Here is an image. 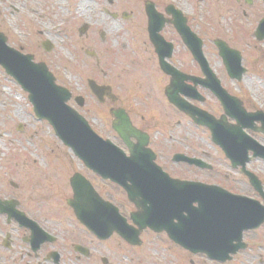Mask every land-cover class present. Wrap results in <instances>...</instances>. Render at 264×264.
<instances>
[{
  "label": "flooded vegetation",
  "instance_id": "1",
  "mask_svg": "<svg viewBox=\"0 0 264 264\" xmlns=\"http://www.w3.org/2000/svg\"><path fill=\"white\" fill-rule=\"evenodd\" d=\"M126 1L129 2L121 0L120 3L126 11H101L100 19L95 21L104 29L94 31L88 27V32L93 35L87 39L89 46L84 54L94 63L92 77H103L95 82L109 88L106 96L99 99L88 87L80 96L70 91L69 106L89 122L97 135L131 156L124 139L113 128L117 113L124 111L140 136L146 138L147 148L155 154L156 164L170 177L183 175L186 180L218 186L264 205L246 174L233 170L223 149L213 144L209 130L196 124L200 117L180 113L166 95L168 89L171 91L174 78L185 79L181 88L187 96H182L183 99L197 112L209 114L215 122H223L228 128L236 126L231 115L238 116L236 113L240 110L247 114L264 112V109H256L240 88L232 89L231 85L237 86L240 82L234 81L227 72L221 50L225 47L239 53L245 76L251 73L250 59L255 65L252 74L264 76L261 65L264 63V0H136L135 11H129L130 3ZM149 4L157 14L154 35L149 30L146 11ZM177 11L181 12L180 18L174 14ZM91 27L95 28V25ZM107 27L117 33L112 44L111 30ZM88 32L86 37L90 35ZM75 37L76 31V43ZM41 45L43 41L39 43L40 49ZM199 51L206 60V68L195 59L194 53ZM256 57L262 62L259 66ZM162 63L166 65L163 67ZM171 69L178 75L171 76ZM204 69L219 80L221 88L233 99L227 102L232 106L231 114L225 112L223 102L213 91L204 86L210 78ZM78 97L84 100L79 101ZM177 116L180 117L178 122H183V127L189 129L185 135L197 142L187 136L180 137L178 143H185L186 151L171 153L178 141L171 135L176 129ZM247 125L251 126L250 120ZM261 128L262 124L256 123L254 130L251 128L245 134L264 146ZM122 134L126 136L127 132L122 129ZM131 141L141 144L136 138ZM176 154L203 161L212 168L174 163L172 158ZM262 165L263 161L251 160L247 171L259 178L264 193ZM84 173L99 197L113 204L133 230L99 237L81 225L69 205L73 197L71 177L67 184H57L68 190L63 196L67 198L64 201L60 198L55 201L49 195L43 200L23 195L25 200H21L14 196L20 185L10 183L9 189L13 185L16 189L9 190V200L3 201L13 204L9 213L17 218H9V248L1 243L3 260L0 264H264V223L259 229L243 234L242 248L230 260L211 261L204 255L171 246V239L164 233L134 226L132 216L138 210L128 201L125 191L91 170L84 169ZM93 220L108 224L109 216L96 215ZM176 255L178 263L171 260Z\"/></svg>",
  "mask_w": 264,
  "mask_h": 264
},
{
  "label": "rangeland",
  "instance_id": "2",
  "mask_svg": "<svg viewBox=\"0 0 264 264\" xmlns=\"http://www.w3.org/2000/svg\"><path fill=\"white\" fill-rule=\"evenodd\" d=\"M35 2L40 4L38 11H30L31 0H0V33L7 37L11 47L17 50H22L24 47L28 53L37 54L38 60L45 61L57 75L59 83L70 87L75 94L81 95L85 92L90 77L84 74V71L94 66L92 60L84 54V50L88 48L87 39L93 33L88 32L90 34L88 37L81 38L77 32L75 43L74 26L76 25L78 30L82 24L89 23L95 25V28H92L94 31L104 29V26H100L95 21L100 19L101 11L107 8L110 11L126 10L121 7V0H113L112 6L106 0H65L66 5L62 10L54 6L53 0H35ZM126 3L131 2L126 1ZM35 6L38 7L37 4ZM35 6L33 5L36 9ZM106 29L111 30L109 39L112 44V41L117 39V33L112 31L111 27ZM49 31L59 33V36L52 35L53 33L47 36ZM47 38L55 41L53 44L55 49L50 54H46L41 49L36 51L40 41ZM97 49L103 51L101 47ZM255 62L260 63V59L256 57ZM248 65L251 73L241 84L238 86L233 84L231 87L236 91L240 88L247 92L256 105L264 104V76L252 74L255 65L252 64L251 59ZM261 65L264 68V63ZM102 79V76L98 77L99 81ZM248 86L253 88L255 95ZM186 131L189 129L184 127L172 130L171 135L178 140L175 143L174 153L186 151L184 147L186 144L178 143L179 138L183 136L192 139L190 135H185ZM195 141L192 139V142ZM71 156V152L55 137L52 128L36 119L28 95L0 67V199L9 200V190L16 189L14 185L9 189V184L13 183L20 185V189L14 191V196L20 197L21 200H25L23 195L32 199L43 200L50 197L55 201L58 198L66 200L67 198L63 196L68 190L59 187L57 183L61 186L67 184L69 177L73 176L71 170L81 169L80 166H75L77 162L73 161ZM68 158L71 160L70 167L67 164ZM47 173H52L54 177ZM7 235H9V226L4 218L0 217V242L4 241ZM2 254L0 250V260H3ZM171 260L180 262L177 255Z\"/></svg>",
  "mask_w": 264,
  "mask_h": 264
},
{
  "label": "water",
  "instance_id": "3",
  "mask_svg": "<svg viewBox=\"0 0 264 264\" xmlns=\"http://www.w3.org/2000/svg\"><path fill=\"white\" fill-rule=\"evenodd\" d=\"M0 66H2L8 75L12 76L22 88L30 93V101L34 105L35 113L40 119H45L54 127L57 135L62 141L71 148L86 165L95 158L92 152L100 150L110 153L109 171H103L101 167H95L98 172L104 177L115 180L120 174L130 176L129 161L124 160L119 154L118 156L112 153H118L113 146L102 143L97 137L90 132L87 124L80 118H72L69 111L65 107L68 100V93L55 86L54 79L48 73L44 65H35L31 58L22 57L6 46L5 40L0 38ZM104 144V145H103ZM73 187L77 191L75 202L72 203L77 209L79 218H84L81 199L78 198L80 189L76 184L78 181L73 180ZM86 189V188H85ZM136 198V196H135ZM210 208V207H208ZM178 209V208H176ZM178 215L181 212L176 211ZM176 218V216H173ZM182 230L184 228L175 227L171 222V238L182 244L187 241ZM183 241V242H181Z\"/></svg>",
  "mask_w": 264,
  "mask_h": 264
},
{
  "label": "bare ground",
  "instance_id": "4",
  "mask_svg": "<svg viewBox=\"0 0 264 264\" xmlns=\"http://www.w3.org/2000/svg\"><path fill=\"white\" fill-rule=\"evenodd\" d=\"M54 6L59 8L60 10L65 8V0H53ZM35 4H37L38 7L35 6ZM30 5L32 6L30 8V11H38V8H40V4L38 2H35V0H31ZM33 5L36 7V9L33 7Z\"/></svg>",
  "mask_w": 264,
  "mask_h": 264
}]
</instances>
